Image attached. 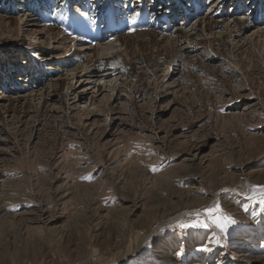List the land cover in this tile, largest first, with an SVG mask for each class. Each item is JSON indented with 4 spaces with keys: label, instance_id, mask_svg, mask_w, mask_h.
Segmentation results:
<instances>
[{
    "label": "rangeland",
    "instance_id": "rangeland-1",
    "mask_svg": "<svg viewBox=\"0 0 264 264\" xmlns=\"http://www.w3.org/2000/svg\"><path fill=\"white\" fill-rule=\"evenodd\" d=\"M261 189L264 0H0V264H264Z\"/></svg>",
    "mask_w": 264,
    "mask_h": 264
},
{
    "label": "snow or ice",
    "instance_id": "snow-or-ice-1",
    "mask_svg": "<svg viewBox=\"0 0 264 264\" xmlns=\"http://www.w3.org/2000/svg\"><path fill=\"white\" fill-rule=\"evenodd\" d=\"M153 170H156V169L153 168ZM83 179L90 180L91 177L90 176H86V177H83ZM261 195H262V197H264V189H261ZM260 202L262 204H264V198H262ZM208 211L211 214L213 212V209H209ZM215 211L216 212L220 211L219 205L215 206ZM226 222H234V221H231V218L227 217V216H215L214 217V223H216L217 226L221 227L222 229L225 227ZM188 226L189 225H182V227H188ZM190 226H192V227H208V225L206 223H201V222H197V223H195L193 225H190Z\"/></svg>",
    "mask_w": 264,
    "mask_h": 264
}]
</instances>
